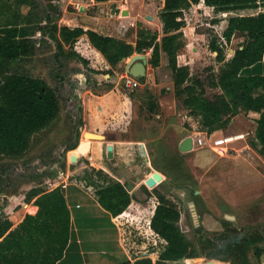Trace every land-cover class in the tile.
Wrapping results in <instances>:
<instances>
[{
  "label": "trees",
  "instance_id": "16d2710c",
  "mask_svg": "<svg viewBox=\"0 0 264 264\" xmlns=\"http://www.w3.org/2000/svg\"><path fill=\"white\" fill-rule=\"evenodd\" d=\"M202 2L213 8L214 25L226 23L221 35L213 34L209 39L211 51L217 54V61L223 63L209 82L210 87L222 91L213 99L206 96L203 82L191 77L189 66L178 63L179 53L186 47L185 12ZM32 4L23 24L0 27V160L17 161L27 157L41 141V135L61 117L62 97L57 88L42 77L21 71L22 64L37 54V41L33 38L37 32L55 42V59L59 63L67 59L88 65L85 58L74 52L75 43L84 35L113 69L135 53H145L149 49L153 50L149 63L157 68L162 52L165 53L173 73L175 95L185 97L184 105L200 117L202 130L213 134L225 129L241 111L256 113L259 117L255 135L249 144L264 156V74L255 71L264 61V0H165L160 14L164 33L160 44L157 33L145 28L139 32L136 44H131L91 29L60 27L56 20L62 12L56 0H50L42 10L36 0H32ZM33 18L39 25L32 26ZM44 21L46 24L40 25ZM236 36H244L245 40L233 56L226 59L225 47ZM150 108L154 111L155 106L151 104ZM80 124L82 120L78 119L77 125ZM76 148L77 140L74 139L68 149ZM8 170L0 167L2 174ZM94 173L103 175L102 171L93 170ZM105 181L97 188L98 200L113 216L121 215L131 204L132 196L121 182L108 175ZM1 188L2 185L0 192ZM154 191L159 204L151 219V228L166 241L157 264L206 255L182 230L181 212L168 203L164 194ZM33 199L38 212L27 214L16 227L7 217L0 218V264H57L64 256L72 235L64 189L60 186L51 191L33 188L25 200ZM197 202L205 210L201 209L202 213L208 216L207 223L219 226L204 204L200 200ZM229 223L226 221V229ZM248 229L252 231L247 232ZM243 231L245 235L236 233L231 238L225 237L224 231L218 235L226 242L224 251H231L237 264H249L250 252L259 264H264V223L245 227ZM135 264L154 263L145 257Z\"/></svg>",
  "mask_w": 264,
  "mask_h": 264
},
{
  "label": "crops",
  "instance_id": "0c3cea01",
  "mask_svg": "<svg viewBox=\"0 0 264 264\" xmlns=\"http://www.w3.org/2000/svg\"><path fill=\"white\" fill-rule=\"evenodd\" d=\"M90 2L92 3L90 7H101L100 10L103 12L105 11L102 8L103 5L109 1L102 3L90 0ZM76 5L74 10H70L68 4L60 6L62 14L56 20L60 27L91 29L103 35L117 37L128 43L136 44L139 32L138 34L133 33L132 38L129 37V33L130 29L140 22L138 18L131 16L121 20L119 15L104 18L98 13H89V7L83 4L77 2ZM32 6V0H0V27L20 26L28 16ZM199 7L201 9L205 7L209 10V13H213V8L206 6L203 2L199 4ZM36 21L38 20L33 18L32 26L39 25ZM44 24H46V21L40 23V25ZM33 38L37 41V53L43 43H55L47 36L42 37L40 32H37ZM65 48L68 50L67 46ZM74 52L85 58L89 62L88 65H84L77 60L65 59L66 64L71 63L70 65L73 67L74 64H77V72L89 68L91 74H94L93 76L98 81H100L99 76L101 75L106 79L105 82L95 84L84 95L77 98L78 103H82L79 118L82 120V124L78 125L80 126L78 140L75 138V133L73 134V138L77 140V148L69 150L68 145L72 142L67 143L66 141H47L35 147L30 156L34 160L29 164L31 167H36L35 171L30 176L22 175L19 177L18 189L16 187L15 190L8 191V185L6 184L1 188L2 208L0 209V218L7 217L16 227L27 214L35 215L38 212V207L34 204L35 199L25 200L26 194L30 190L42 188L51 191L60 186L64 189L71 214L72 235L64 256L57 264H135L137 260L145 257L151 258L153 263L157 264L162 251L149 250L146 243H136L128 233L129 227H132L135 223L146 221L149 229H146V231L158 236L151 228V219L157 205L152 213L150 212L151 214H146L153 194L146 185V180L155 171H159L163 177L167 175V171H172L177 180L182 179L186 173L184 171L185 166H178L181 161L185 160L186 155L200 150L213 152L214 150L197 148L196 146H193V149L189 152L180 150L182 142L187 137L194 138L199 133L206 132L196 129L194 119L196 118L200 124V117L192 114L189 109H187V113L180 115V119L178 118L181 123L180 129L176 124H168V117H165L163 122H159L158 119H162L163 112L166 115L176 112V100L171 98V94L168 93V95L162 97L163 99H159L160 102L157 105L160 107V113L157 109H154V112L150 113V118H146L135 107L134 99L119 88L120 82L127 76V65L134 55L120 63L125 64L126 73H118L111 68L103 55L92 46L87 35L77 40L74 45ZM54 60L56 59L54 58ZM255 69L256 72L264 74V61L258 64ZM102 70L106 72L100 74L98 71ZM108 70L116 73V80H113L112 72L108 73ZM56 71H59L58 66ZM66 72L68 73V71ZM145 77H147L145 81L139 80L141 86H145L149 82L150 72L148 67H146ZM115 82L116 84H114ZM73 100L72 96L71 101ZM87 132L101 134L105 139L103 141L87 139L85 136ZM222 132V130H219L213 134L221 136ZM163 137L164 141L160 143L158 148L156 147L154 151L151 150V161L142 156L146 165L142 177L137 181H133L130 177L128 179L124 173L126 167L133 161L132 155H137L138 151L140 154H147L149 144L161 140ZM165 139H168L167 142H172L170 147H172L173 153H170V155L167 154L168 150L164 144ZM109 145L114 147L112 159L107 156V146ZM246 145L245 148L250 149L249 143H246ZM81 147H83L82 150H80ZM72 156H76L74 163H70ZM73 165L76 166V169L73 168ZM175 165L177 166L175 167ZM93 170L102 171L103 175L93 174ZM0 175H2L1 171ZM10 175L11 171L6 174L8 177ZM106 175L123 185L126 181H129L133 186V189L128 191L132 196L131 204L121 215L113 216L102 207L98 200L97 188L106 183ZM170 182L172 183V181ZM222 196L225 197V194ZM229 197L231 198L230 195ZM257 205L254 203V206H251L252 214L250 210L249 214H239L235 211L230 212L229 209H225L224 213L216 214L214 211L213 213L214 216H217L216 218L222 216V219L230 214L236 218V222L241 220L242 216L256 219L259 215L256 214L258 212ZM175 262H164V264Z\"/></svg>",
  "mask_w": 264,
  "mask_h": 264
},
{
  "label": "rangeland",
  "instance_id": "374dc122",
  "mask_svg": "<svg viewBox=\"0 0 264 264\" xmlns=\"http://www.w3.org/2000/svg\"><path fill=\"white\" fill-rule=\"evenodd\" d=\"M56 1L59 8L63 4H68L70 10H74L78 2L79 4L89 7V13H98L104 16V18H108L111 15H119L121 20L130 18L131 16L138 18L140 22L134 28L130 29V38L133 37V33L138 34L143 28L149 30L151 33H157V41L159 44L164 36L160 14L164 7L165 0H110L103 5L102 8L105 9L103 12L100 10L101 7H90V4H92L90 0ZM49 2L50 0H36L40 10L45 9ZM206 9L205 7L201 9L199 5H195L185 12L186 27L183 29V32L186 38V47L180 51L178 63L179 65L189 66L191 77L195 80L202 81L206 88V96L213 99L215 95L222 93V91L219 88L210 87L209 82L214 74L219 72L223 63L218 62L217 54L211 51L209 39L213 34L221 35L226 23L214 25L212 22L214 13H209V10L207 9V11ZM124 10H126L128 14H123ZM41 14L43 15V12H41ZM244 40V36L233 37L231 43L227 44L225 47L226 59L232 57V54L243 44ZM56 51L55 43H43L35 57L25 61L21 66L22 72L28 73L34 77L46 79L54 88H57L62 97L61 117L52 128L45 131V133H43L44 135H41L42 139L38 145L47 141L73 142V134L78 126V119L80 118V112L82 110L81 108L78 110L77 98L84 95L86 91L95 84L106 81L105 77L102 75L99 76L100 81L95 79L93 76L94 74H91L92 72L89 68H84L83 71L77 72V64H74L73 67L70 65L71 63L66 64L65 59L61 60L63 64L57 62L54 60ZM152 51V49H149L145 53H141L148 57L147 67L150 72L149 82H147L145 86L140 85L138 88L131 89L125 85V79H123L119 84V88L134 99L136 104L135 107L139 109L146 118L151 117V104H153L155 109L160 113V107L157 105L160 102L159 99L165 97L168 93L171 94V98L176 100V112L170 115H166L165 112H163L162 119L158 120L161 123L165 117H168V124H176L178 129H180V115L182 113H187L188 109L184 105L185 97L177 98L175 95L173 73L169 66L167 55L162 52L159 67L153 68L149 63ZM137 54L140 53H135L134 55ZM57 66L59 71H56ZM114 70L118 73H126L125 64H119ZM66 71H68V73ZM98 72L101 74L106 71L102 70ZM111 75L113 76V80L117 79L116 73L112 72ZM87 80H89V82ZM114 84H116V82ZM89 95L88 93V96ZM72 96H75L73 101H71ZM258 117L259 115L256 113L241 111L239 115L231 119L230 124L222 130V134H231L235 132L245 133L248 143H250L255 135L256 119ZM194 120L196 121V123H194L196 129L202 130L198 120H196V118ZM163 141L164 137L161 140L150 143L148 147L149 150L145 155L140 154L139 151L137 155H132L133 161L126 167L124 173L128 179L130 177L133 181H137L142 177V172H144L146 167L143 159L144 156L146 160L150 159L151 161V150H156V147L158 148ZM165 141L164 144L168 150L167 154L170 155V153H173V149L170 147L172 142H167L168 139H165ZM38 145L36 147H38ZM245 146H247L246 142L236 144L235 149H231L230 153L226 156H221L215 151L213 152L210 150H200L193 154L186 155L184 160L185 164L184 161H181L178 166H185V177L177 180L172 171H167L168 176L166 175L164 176L165 178L163 177L164 182H162L163 180L161 181L162 184L158 182V186L154 188L156 191L164 194L168 203L181 212L180 226L186 235L196 243L201 252L213 257L202 255L199 258L181 260L170 264H204L210 260H214L216 264H237L233 261L232 252L224 251V243L226 242H222L218 237V235L222 233H218L220 231H216L213 228L208 230L201 226L204 223H206V225L209 224L203 219H198V209L193 204L197 202L196 200H200L214 218L217 217L214 216V213H224L225 209H229L230 212L235 211L239 214H249L250 210L252 214L251 206H254V203L258 204L256 206L258 211L256 214H259L258 218L255 219L250 217L249 219L247 216H242V219L238 220L236 224L229 223V227L223 232L225 237L231 238L236 233L245 235L243 228L264 223V156L258 154L251 147L250 149H246ZM30 156L31 153H29L27 157L17 161L0 160V167L4 166L5 169H9L7 173L11 171L9 177L6 176L7 173L0 175V185H2V187L6 184L8 185V191L15 190L20 184L19 177L22 175L30 176L31 173L35 171L36 167L29 166L34 160L33 157ZM27 159L28 161H26ZM71 162L74 163L75 161L71 159L70 163ZM15 166L17 168H13ZM176 166L177 165H175V167ZM73 168L76 169V166L73 165ZM170 181H172V183ZM46 186L48 187L47 184ZM154 189L150 188V192H153V194L151 195L152 199L146 214H151L154 207L158 205L159 200L155 197L156 194ZM196 192H198L197 196L195 194ZM224 194L225 197L222 196ZM226 194L228 195L226 196ZM229 195L231 198H228ZM0 202L1 209L2 199ZM200 208H202V206H200ZM202 210H204V208H202ZM219 218L222 219V216ZM224 220L223 218L221 221ZM129 228V236H131L136 243H146L151 251L155 250L161 252L164 249L166 241L152 234L150 231L147 232L146 229H148V226L146 221L135 223ZM251 231V229L247 230V232ZM249 261V264H259L253 252L249 254Z\"/></svg>",
  "mask_w": 264,
  "mask_h": 264
},
{
  "label": "water",
  "instance_id": "95a60500",
  "mask_svg": "<svg viewBox=\"0 0 264 264\" xmlns=\"http://www.w3.org/2000/svg\"><path fill=\"white\" fill-rule=\"evenodd\" d=\"M123 14H126V11L123 12ZM148 65V57L144 54H137L134 55L131 60L129 61L128 65H127V69L126 72L129 76L136 78L138 80H142L143 78H145L146 76V67ZM73 99H75V97L73 96ZM82 106V103L79 102L78 103V110H80ZM81 116V114H80ZM79 129L80 126H78L77 130L75 131V138L78 140L79 138ZM87 135H91V139L92 140H97V141H103L105 139V137L101 134H96V133H91V132H87L85 134ZM97 136V137H94ZM193 149V138L192 137H187L181 144L180 146V150L182 152H189ZM107 156L109 159H112L114 156V147L113 145H109L107 146ZM72 160L76 161V156H72ZM162 180V174L159 171H155L152 176L150 178H148L146 180V185L149 188H155L158 184V182H161ZM124 186L126 187L127 191H131L133 189L132 184L129 181H126L124 183ZM198 194V192H196ZM226 218L228 220H235V217L232 215H226ZM147 256V254H146ZM204 264H216L214 260H210Z\"/></svg>",
  "mask_w": 264,
  "mask_h": 264
},
{
  "label": "built area",
  "instance_id": "2783aa9c",
  "mask_svg": "<svg viewBox=\"0 0 264 264\" xmlns=\"http://www.w3.org/2000/svg\"><path fill=\"white\" fill-rule=\"evenodd\" d=\"M125 85L128 88H138L141 83L138 79L133 78L127 74L125 77ZM241 142L248 144V139L245 133H231L222 134L221 136H215L214 134H198L193 138V146L197 148H210L221 156H225L230 153L231 149L235 148V145Z\"/></svg>",
  "mask_w": 264,
  "mask_h": 264
},
{
  "label": "flooded vegetation",
  "instance_id": "af4514ba",
  "mask_svg": "<svg viewBox=\"0 0 264 264\" xmlns=\"http://www.w3.org/2000/svg\"><path fill=\"white\" fill-rule=\"evenodd\" d=\"M196 194V196H197V193H195ZM197 201V200H196ZM196 203V204H195ZM195 203H193L194 204V206L195 207H197V211H198V214H197V217H198V219L200 218V219H203V220H205V221H207V218H208V216L206 215V214H203L202 213V208H200V205H199V203L198 202H195ZM224 221H221L220 219H216L217 220V223L219 224V226H217L216 224H210V225H206V223H204L203 225H201L203 228H206V229H208V230H210V228H213V229H215L216 231H220V232H218V233H222L223 231H225L226 230V227L224 226L225 225V223H226V221L227 222H230L231 224H236L237 222H236V218H235V220H228L227 218H226V216H224Z\"/></svg>",
  "mask_w": 264,
  "mask_h": 264
},
{
  "label": "bare ground",
  "instance_id": "6f19581e",
  "mask_svg": "<svg viewBox=\"0 0 264 264\" xmlns=\"http://www.w3.org/2000/svg\"><path fill=\"white\" fill-rule=\"evenodd\" d=\"M125 11H126V10H125ZM126 14H127V11H126ZM85 136H86V135H85ZM91 137H92L91 135H87V136H86V138H90V139H91ZM94 137H97V136H94ZM82 149H83V147H81L80 150H82ZM162 180H163V176H162ZM162 180H161V181H162Z\"/></svg>",
  "mask_w": 264,
  "mask_h": 264
}]
</instances>
